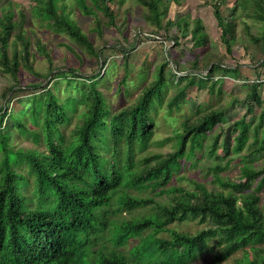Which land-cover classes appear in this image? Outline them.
<instances>
[{
	"label": "trees",
	"instance_id": "16d2710c",
	"mask_svg": "<svg viewBox=\"0 0 264 264\" xmlns=\"http://www.w3.org/2000/svg\"><path fill=\"white\" fill-rule=\"evenodd\" d=\"M27 1V14L18 4L8 3L0 8V73L18 80V73L27 71L39 80L27 88L38 90L43 86L44 92L23 100L21 114L0 108V264H190L204 251L214 248L217 250L211 261L221 264L246 247L254 254L245 260L246 264H264V255H260L264 244V193L259 195L264 189V164L260 168L244 164L236 180L219 177L217 171L221 166L215 165L219 189H208L197 182L193 191L169 185L173 175L180 172L182 162L195 158L198 151L215 154L218 136L207 145L204 140L225 122L226 106L209 108L185 119L181 129L167 139L172 143L170 152H146L159 128L155 121L156 104H162L167 85L173 87L166 103V112L170 114L173 109L178 110L188 88L205 89L210 82L208 90L213 92L221 79L218 70L223 69L224 74L231 72L235 80L251 81L243 100L247 105L245 113L233 123L235 144L229 155L248 150L246 161L264 153V107L260 97L264 0H232L227 15L222 10L227 0H209L224 55L209 50L210 39L200 19L192 20L189 27L187 16L167 18L171 2L180 5V0H134L143 9L142 18L153 28L152 34L172 41L174 47L188 36L193 55L187 58L185 67L176 63L184 76L169 70L168 78L165 63L160 64L153 80L136 99L117 111L108 108L97 88L101 81L98 73L78 74L69 65L51 68L48 75L34 69L31 40H35L42 55H47L36 28L67 36L99 65L100 49L75 19L76 15L91 16L87 0H73L74 6L68 0ZM95 1V8L106 23L117 27L118 9L124 0ZM237 16L261 24L254 34L243 22L248 41L256 50L255 64L262 60L256 67L240 68L236 64L231 68L226 62V56L233 52ZM28 18L30 31L25 26ZM93 25L91 32L102 38L99 22ZM122 53L126 76L127 53ZM243 69L254 76L241 75ZM49 76L50 80L63 77L67 85L74 82L77 94L62 102L44 85ZM13 91L21 90L4 89L6 94ZM77 105L83 111L66 140L60 124L69 122L67 109L74 110ZM254 107L260 112L256 122H249L247 117ZM25 113L38 128L30 129L22 123ZM6 118L9 124L5 130ZM12 128L22 138L29 136L34 147L10 146ZM251 128L253 141L248 145ZM39 144L43 147L36 148ZM135 151L141 153L136 159ZM163 195L168 201L154 199ZM136 210L140 214L132 216ZM123 213L131 218H125ZM188 219L207 224L194 232L173 227L174 223ZM161 233L167 237H160ZM210 241L214 244L209 247Z\"/></svg>",
	"mask_w": 264,
	"mask_h": 264
},
{
	"label": "rangeland",
	"instance_id": "374dc122",
	"mask_svg": "<svg viewBox=\"0 0 264 264\" xmlns=\"http://www.w3.org/2000/svg\"><path fill=\"white\" fill-rule=\"evenodd\" d=\"M180 5L171 2L168 12V19H176V16H187L189 19V27L192 26V20L200 19L203 22L205 32L210 39L209 50L218 55L225 54V48L219 40L220 30L216 26L213 17V9L208 3L209 0H180ZM227 5L223 4V14H230V6L232 0H227ZM8 3L18 4L19 8L27 14L30 10V5L27 0H0V8L5 7ZM69 5L74 6L73 0H68ZM87 4L91 9V16L82 17L75 16L79 20L82 29L90 34V38L94 44L100 49L101 54L99 58V65L96 66L97 60L91 58L86 51H82L78 46L70 40L67 36L62 34H54L45 28H36L37 37L40 38L45 45V52L47 55H42L38 50L35 40H31V53L34 64V69L42 75H48L49 69H58L60 67L69 65L77 69V73L85 74L87 71H94L99 74V83L97 88L102 91L108 108L111 111H117L120 107L129 105L141 92L142 88L151 82L157 67L165 63L164 71L168 73H177L178 76H184L185 73L178 71V66H187V58H191L193 53L190 51L191 42L186 36L180 39L179 46H173V42L162 39L160 36L152 34L153 28L149 26L142 18L143 9L137 5L134 0H124L123 5L118 9L117 27L108 25L100 12L95 8V0H87ZM117 9V5H112ZM237 23L235 27L236 39L232 43V55L226 56L228 67L239 65L253 64L255 58L251 52L252 44L248 41L244 30V23L250 27L252 33L259 32L261 26L258 22L250 20H243L241 16H237ZM242 20V21H241ZM25 24L28 31L31 30L29 18ZM100 24L102 31V38L91 32L94 22ZM104 41L108 43L103 44ZM122 51L127 53V75L124 72V56ZM76 54V55H75ZM204 63L201 65V67ZM245 68V67H240ZM172 69V70H171ZM109 72V74H107ZM205 72V71H204ZM188 73V72H187ZM186 73V74H187ZM168 73V78L170 77ZM219 75V76H218ZM241 75L252 78L254 73L249 70H242ZM264 75V74H263ZM51 76V75H50ZM50 76L44 83L57 97L63 102L67 97H72L77 94L74 88L75 83H68L63 77H56L50 80ZM218 77L221 76L219 82L214 86L213 92H209L208 87L210 82L206 84L205 89H197L196 86L188 88L186 96L183 101H179L178 110L173 109L170 114L166 112V103L168 98L173 93V87L168 84L163 94V101L161 105L156 104L157 114L155 121H157L159 128L156 130L152 140L146 147V152L166 154L172 150L171 141L167 139L173 136L174 131L181 129V123L187 118H193L198 114L209 108H216L218 106H226L228 113L225 122L221 126H217L205 138V145L210 144L213 139L218 136L219 142L215 154L209 155L206 150H200L197 156L190 161L182 162V167L178 174H174L169 185L184 190H195L194 183H201L208 189H219L214 176L215 165L221 166L217 171V175L221 178L236 180L240 175V168L244 164L253 165L260 168L264 164V153L257 154L252 157H244L248 154V150L243 153L232 156L229 155L232 147L235 144V128L233 123L238 120L247 108L244 104V95L249 85L248 82L235 80L231 72L224 74L223 69L218 70ZM69 77V76H68ZM72 78V77H69ZM263 78V77H262ZM76 79V78H75ZM124 80L122 84L121 81ZM264 80V79H263ZM31 73L21 70L18 73V80L11 78L5 74L0 73V108H7V112L20 113L24 109L23 100H27L32 94L43 93L42 88L33 90L27 88L31 84L38 82ZM120 86V87H119ZM13 87L15 90L10 94L4 93V89ZM20 87V88H19ZM260 97L262 107H264V83L260 89ZM254 111L247 117V120L256 122V117L260 109L254 107ZM83 111L82 106H76L74 110L67 109L69 122L60 124V128L64 133L66 140L69 139L70 130L79 121V114ZM38 115L37 123H39L41 112ZM24 118L22 123H25L28 128H38V124L32 123L28 113L22 115ZM249 121V122H251ZM4 128L7 129L9 124L8 118L4 121ZM264 124V122H263ZM252 128L249 131V138L247 144L252 143ZM12 142L10 146H22L31 148L34 147L31 143L30 137H23L18 133L16 128L11 130ZM247 145V146H248ZM39 144L36 148H42ZM247 149V147H246ZM146 153L143 154V157ZM141 155V153H134V159ZM232 157V158H231ZM231 158V159H230ZM138 194V192H135ZM264 189L259 193L262 196ZM142 194L141 196H145ZM157 201H168L165 195L154 197ZM147 210H149L147 208ZM140 214V210L133 212L132 216ZM125 218H131V215L123 213ZM207 223L200 222L199 219H188L180 223H174L173 227L180 231L194 232L197 229L204 227ZM160 237H167L166 233H161ZM214 241L209 242V247L213 246ZM152 249V248H151ZM217 250H206L200 258L194 260L190 264H213L211 261L212 255ZM150 249L147 253H150ZM264 255V244L262 245V252ZM254 254L251 248H243L240 251L231 255L227 260L221 264H246L245 260L253 257ZM260 262V259H258Z\"/></svg>",
	"mask_w": 264,
	"mask_h": 264
},
{
	"label": "crops",
	"instance_id": "0c3cea01",
	"mask_svg": "<svg viewBox=\"0 0 264 264\" xmlns=\"http://www.w3.org/2000/svg\"><path fill=\"white\" fill-rule=\"evenodd\" d=\"M251 52H253V57L255 58V56H256V50L254 49V47H251ZM263 58H264V56H263ZM261 62H262V60L259 61L257 64H255V61H254L253 64L251 63L250 65H238V67H256V66L260 65ZM263 74H264V70H263V73L261 75V82H262V84L264 83V80H263L264 79V75ZM250 82L251 81H249L248 83H250Z\"/></svg>",
	"mask_w": 264,
	"mask_h": 264
}]
</instances>
